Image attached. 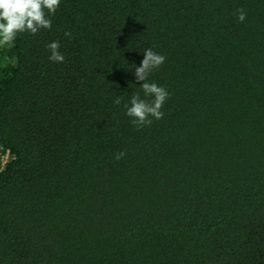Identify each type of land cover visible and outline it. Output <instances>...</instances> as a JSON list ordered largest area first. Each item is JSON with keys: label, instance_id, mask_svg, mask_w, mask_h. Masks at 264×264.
Segmentation results:
<instances>
[{"label": "trees", "instance_id": "obj_1", "mask_svg": "<svg viewBox=\"0 0 264 264\" xmlns=\"http://www.w3.org/2000/svg\"><path fill=\"white\" fill-rule=\"evenodd\" d=\"M51 19L0 46V264H264V0H61ZM146 48L170 96L137 129Z\"/></svg>", "mask_w": 264, "mask_h": 264}, {"label": "clouds", "instance_id": "obj_2", "mask_svg": "<svg viewBox=\"0 0 264 264\" xmlns=\"http://www.w3.org/2000/svg\"><path fill=\"white\" fill-rule=\"evenodd\" d=\"M60 4L61 0H0V46L14 42L17 34L36 35L42 29H51V17ZM235 15L238 22L242 23L246 19V13L242 9H237ZM64 35L70 38L71 33L66 31ZM46 48L49 52L47 57L49 61L58 64L64 62L65 57L59 51V41L48 42ZM165 59L163 54L146 48L142 52L139 64H134L130 70L134 80L138 82L139 90L123 104V114L137 129L151 125L154 120H160L164 116L161 109L170 93L164 86L150 82L149 76L165 62ZM114 103L120 104V98L117 97ZM124 155L125 153L121 151L114 155V159L119 160Z\"/></svg>", "mask_w": 264, "mask_h": 264}, {"label": "built area", "instance_id": "obj_3", "mask_svg": "<svg viewBox=\"0 0 264 264\" xmlns=\"http://www.w3.org/2000/svg\"><path fill=\"white\" fill-rule=\"evenodd\" d=\"M11 155L8 149L0 148V171H2L10 161Z\"/></svg>", "mask_w": 264, "mask_h": 264}]
</instances>
